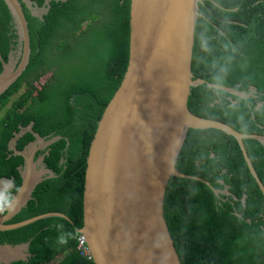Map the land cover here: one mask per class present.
Returning a JSON list of instances; mask_svg holds the SVG:
<instances>
[{"label": "trees", "instance_id": "obj_1", "mask_svg": "<svg viewBox=\"0 0 264 264\" xmlns=\"http://www.w3.org/2000/svg\"><path fill=\"white\" fill-rule=\"evenodd\" d=\"M35 1L38 6L45 2ZM24 10L31 53L20 78L0 96V112L5 111L0 120V180L15 176L11 193L21 187L18 168L24 162L9 147L20 127L35 122V131L55 132L61 140L47 159L53 178L38 186L9 223L54 211L69 220L51 216L0 232V244L30 243L32 256L13 264H94L77 251L76 229L83 225L90 144L129 63L130 0L52 1L43 19L32 16L25 5ZM20 45L15 19L0 0L5 63ZM77 47L86 51L74 53ZM192 69L196 79L247 96L208 85L193 88L189 108L194 114L243 133L264 135V0L199 3ZM3 71L0 58V75ZM48 71L51 77L37 89L31 78L40 79ZM32 139L26 133L18 140L17 151ZM244 144L264 184V144L255 138H245ZM177 168L212 186L178 177L168 183L164 214L182 263L264 264V195L237 139L216 129H191ZM213 188L229 195H216ZM58 257L60 262L52 263Z\"/></svg>", "mask_w": 264, "mask_h": 264}, {"label": "water", "instance_id": "obj_2", "mask_svg": "<svg viewBox=\"0 0 264 264\" xmlns=\"http://www.w3.org/2000/svg\"><path fill=\"white\" fill-rule=\"evenodd\" d=\"M4 1L15 19L21 45L20 58L16 59L14 50L7 63L0 50L4 63L0 96L20 78L29 63L30 35L24 5L32 16L43 19L52 1L67 0H45L43 6L32 0ZM201 2L130 0L129 63L90 144L83 192V225L76 229L85 238L94 264H183L164 214L168 183L178 177L212 187L206 180L177 168L191 129H216L233 135L264 195L263 181L244 144L245 138L259 139L264 144V135L240 132L224 122L200 117L189 108L192 89L205 85L247 99L233 90L196 79L193 73L195 29ZM33 132L32 124L20 127L9 145L10 152L22 157L24 165L19 170L21 187L0 209V232L51 216L69 220L65 213L54 211L9 223L44 182L33 163V147L42 139ZM26 133L36 137L30 154L18 152L16 148ZM58 139L55 137L47 143ZM13 188V180H0V205L8 197L6 192ZM213 191L216 195H229L225 189L213 188ZM29 247L30 243L0 244V264L27 261L32 256Z\"/></svg>", "mask_w": 264, "mask_h": 264}, {"label": "flooded vegetation", "instance_id": "obj_3", "mask_svg": "<svg viewBox=\"0 0 264 264\" xmlns=\"http://www.w3.org/2000/svg\"><path fill=\"white\" fill-rule=\"evenodd\" d=\"M34 2H36L35 0H33ZM19 50H20V48H18L17 50H16V59H19L20 58V54H19ZM7 110V109H6ZM0 113H2V112H0ZM4 113H5V111H3V116H4ZM3 116H2V118H3ZM1 118V119H2ZM30 124H32V130L34 131L33 133L34 134H38L40 137H41V139H42V142H38L37 144H36V146H34L33 148H34V153H33V155H34V157H33V163H34V166H35V172L38 174V175H40V177L41 178H43L44 179V181H46L47 179H51V177H53L54 175H53V171H51L50 170V167H49V162L47 161V159H50V157H51V153H52V151H53V149H54V147H56L55 145H54V143H56V142H58V141H60L61 140V137L60 136H57L56 134H54V133H52V132H50V133H43V132H41V131H35L34 130V126H35V122L33 123V122H31ZM29 124V125H30ZM33 133H31L32 134V136H33V139L30 141V142H28L25 146H24V148L23 149H21V151L23 152V151H26V153L27 154H30L31 153V151H32V148H31V143H33L34 141H36V137L34 136V134ZM55 137H59V139L58 140H56V141H54L53 143H51V144H49V143H47L48 141H50L51 139H53V138H55ZM66 141H69L67 138H66ZM68 143V142H67ZM26 148V149H25ZM21 151H19V149H18V152H21ZM22 158V157H21ZM22 160H23V158H22ZM23 162H24V160H23ZM63 163V160H60V164L59 165H61ZM24 165V164H23ZM86 165H87V162H86ZM23 167V166H22ZM21 167V168H22ZM20 167L18 168V171L21 169ZM9 179H11V180H13V182H14V180H15V176H11ZM17 182V181H16ZM5 186V185H4ZM13 187H15V185H13ZM38 188V187H37ZM36 188V189H37ZM36 189H35V191H36ZM17 189H14V191L11 193V191L10 192H6V195L8 196L7 198H5V200H7V199H10L11 200V198H9V196L10 195H12V194H14L15 193V191H16ZM34 191V192H35ZM4 203L3 204H1L0 205V209L1 208H4Z\"/></svg>", "mask_w": 264, "mask_h": 264}, {"label": "rangeland", "instance_id": "obj_4", "mask_svg": "<svg viewBox=\"0 0 264 264\" xmlns=\"http://www.w3.org/2000/svg\"><path fill=\"white\" fill-rule=\"evenodd\" d=\"M91 21H92V19L90 20L89 23H91ZM65 36L68 37V38H72L73 37L72 33H65ZM84 51H86V48L85 49H82V48H78L77 47V48L74 49L73 52L79 54V53L84 52ZM51 75H52V72L51 71H48L40 79H36L34 77V78H31V81L37 87V89H39L42 86V84L45 83L51 77ZM57 82L58 83H61L62 82V79L58 78L57 79ZM23 92H24V90H20V93H23ZM2 116H3V112L0 113V120H1ZM60 259L61 258L58 257V259L56 261L58 262V261H60Z\"/></svg>", "mask_w": 264, "mask_h": 264}, {"label": "built area", "instance_id": "obj_5", "mask_svg": "<svg viewBox=\"0 0 264 264\" xmlns=\"http://www.w3.org/2000/svg\"><path fill=\"white\" fill-rule=\"evenodd\" d=\"M76 249L81 255L86 256V257H91L89 249L86 245L85 238L82 235H79L77 237V245Z\"/></svg>", "mask_w": 264, "mask_h": 264}, {"label": "clouds", "instance_id": "obj_6", "mask_svg": "<svg viewBox=\"0 0 264 264\" xmlns=\"http://www.w3.org/2000/svg\"><path fill=\"white\" fill-rule=\"evenodd\" d=\"M85 25H86V24H85ZM79 235H82V234H79ZM79 235H78V236H79ZM57 259H58V258H57ZM57 259H55L52 263H58V262H60V261L57 262V261H56ZM13 263H14V262H13ZM13 263H12V264H13Z\"/></svg>", "mask_w": 264, "mask_h": 264}]
</instances>
